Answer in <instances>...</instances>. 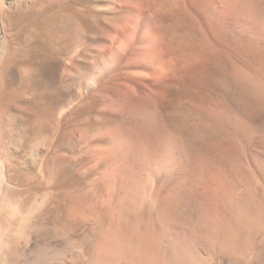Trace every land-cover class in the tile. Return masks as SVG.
<instances>
[{"label": "bare ground", "instance_id": "obj_1", "mask_svg": "<svg viewBox=\"0 0 264 264\" xmlns=\"http://www.w3.org/2000/svg\"><path fill=\"white\" fill-rule=\"evenodd\" d=\"M74 1L75 0H0V32L6 34L7 39L9 38V47L2 48L0 51V80L6 77V74L3 76V72L6 71L7 68H11V73H13L14 77L16 76V78H21L22 80V86H20L19 89L17 88L19 92L16 91V87L19 85L15 87L13 85L10 88L13 87L15 89H12L13 91L11 89L8 90V94L5 93L9 98L8 101L5 100L6 103L8 102L7 106L9 107V111L8 109L5 110L10 112V105L12 101L15 97H18L17 95H21L24 99H20L23 103H21V110L27 113V116L28 114L40 115L43 123L48 125L51 124L53 128V126L55 127L57 124L60 125L59 120L67 119L70 115L74 114L77 109H89L93 113L96 112L95 115L99 118L105 132L101 128L100 130H103V134L106 138L109 137V142H111L110 145L108 144L109 146L106 145L108 142L106 144L102 142L103 145L105 144L108 148L106 147L105 149L104 147L102 150L103 145H101V154L100 152H97L99 149L97 150V148H94L98 153L97 156L96 153H94V157L96 156L95 163H97V159L100 160L101 155L104 156L107 154L108 156H115L114 158L117 159L115 160L113 158L112 160H105L107 166L110 165L113 167L112 170L114 168L115 170L120 169V167L122 168L121 164L123 165V160L120 158L122 157L120 144L124 137L127 136L129 130L135 139V142L139 141V144L143 146V149L140 150L143 158L141 161L139 160L140 162L137 161L139 164L137 163V169V166H134V173L129 171V179V176L127 175L128 171L125 170L127 171L125 173L121 170L122 175L125 173L126 176H128L126 177L127 179L124 180V177H122L123 179H121L124 181L120 183L119 187L112 185L110 189H108L106 197H100L98 190V192H93L94 194L92 193V195H96V199L91 201L92 198L90 197L93 196L90 193V188L96 184L93 180L94 184L92 183L91 187L88 186L90 191L87 190L88 193H90V196L85 191L87 194H85L86 198H84V194H82V192L84 193V190L81 189V195H79L86 200L87 198H90L89 201L92 203H87L89 205V207L87 206L88 208L92 206L88 209L89 212L87 210V212L82 211L85 210L84 208L87 205L86 200L83 201L84 203L82 204H84V208L81 209L73 202L75 198L70 199L71 197L69 198L67 195L66 197L69 199L67 200V203L62 201L60 202L58 198L53 197L52 199H49L47 204L45 203V205L41 208L38 209L37 207L35 210H30V203L28 201L29 194L27 191L20 189L19 181L20 178H22L21 176H25L29 179L31 177L20 173L22 169L18 168L17 164H15L18 156L14 157V151H7L2 148L4 144L2 147L0 146V264H60L59 262L61 260L66 262L72 254L83 255L82 257L86 259L87 256L85 257L84 253L88 246L85 238L89 234L88 232L90 230L91 235H88V239L91 240L89 241L91 242L89 243L91 246L89 249L93 246L90 250L92 253L95 252L96 254L92 255V253H88L89 255H92V258L94 256L95 259L93 260H95V264H105V262H109L111 264H194L195 253L197 252L193 247L194 244H196L201 238H205L208 241L211 240V244L214 246L220 239L218 233H216L214 237L204 235L203 233L202 237H200L202 233H199L200 235L198 236V232L196 231L197 233L193 232L192 237L189 241H187L188 238L183 234L180 235L178 231L180 227L185 224H192L191 226L194 227L195 230L201 229L203 226H206L209 219L220 227L219 231L228 241L221 243L220 241L218 242V251L221 252L219 256L220 262L224 261L225 264H264V247L260 245L258 247L254 246V248H251L250 246L248 247L247 245L239 243V241H242L241 233L231 229L232 227H227L228 224H224V219L222 217L226 210L230 211V209L235 208L236 212V208L241 207V209L247 210V218H250L249 224L252 222L264 225V210L261 213L260 207L256 204L257 201L254 203L253 198H250L253 202L247 201L248 203L243 205L241 204L246 202V200L244 201L242 199L244 201L243 202L238 198V196L236 198L239 199L240 203H238L239 201L235 198L234 203L230 201L231 203L229 202V204H227V202L226 204L224 202H217L218 204L216 202H212V209L208 212V210H205L206 208L204 202L198 201L199 203L190 204L186 198H182L183 196L180 197L179 194L172 195L171 193L169 194L167 190L162 189L166 187H164L163 183V187H160L161 185L159 187H155L153 181V174L156 168L166 167V163L170 162L169 158H171V153L179 147L183 148L182 146L186 143V136L189 135L190 131H194L193 126H189V106H195H193V104H189L188 80L191 75L193 77H198L202 68L199 67L198 60L190 65L188 61L189 56L187 52V40L189 33L193 35L197 42L202 39V23L204 21H201V13L198 10V0H102V8L99 9L101 13L98 10L97 18L89 19L82 18L84 17L82 15L78 16L77 14L70 13L65 16L63 11L71 10ZM58 15H64L63 17H65L62 20V26L63 23L66 24L63 28L59 25L60 22L56 21V18L59 17ZM217 33L219 32L217 31ZM219 37L216 40L220 39L221 44L223 38L222 36L221 38ZM4 44L2 42V45ZM225 46L226 45H224V47ZM226 47L228 49L230 48L228 46ZM250 53L251 52H249V54ZM79 58L81 59L80 62L78 61ZM53 61L58 64L57 69L63 74L61 82L69 85L68 89H65V93L59 96L53 94L48 81L46 82L47 86L45 87L39 86L37 83L39 81L38 76L40 68H43L44 65ZM70 70H73L75 75L68 78L65 74L66 72L69 73ZM47 74H49V72ZM262 77L263 75L260 78L261 82ZM8 78L10 77L8 76ZM23 79L25 80L23 81ZM4 83L3 85L6 87L7 82L6 84ZM9 83L8 85H10ZM14 83L16 84V82ZM194 92L196 94L198 93L196 90ZM5 101L3 103H5ZM16 103L15 106L17 105ZM19 105L20 104H18V106ZM12 110L14 112V109ZM194 112L196 113V111ZM89 115L87 117H89ZM97 118L96 120L98 121ZM91 119L92 118H90V120ZM54 122L55 124L52 125ZM98 125L96 127H100ZM123 126L128 127L129 129L127 130L128 132L124 130L126 132L125 136L120 131ZM96 134L97 136L100 135L99 133ZM74 135L73 137H75ZM101 135L98 137L100 138ZM61 136L62 137L59 138L61 145L69 144L70 137L68 134ZM79 136L77 138H80ZM95 136L93 135L92 138ZM10 137H12V135ZM55 139H57V137ZM106 140L104 139V142ZM97 141L98 140H96V142ZM99 141L101 142V138ZM132 142H134V140H132ZM51 143L53 144V142ZM134 146L133 148L136 150L137 148L135 149ZM124 150H126L125 147ZM129 151L131 152L132 150ZM125 153L127 152L125 151L122 154ZM72 154L74 156V153ZM256 156H254V158ZM125 157L128 158L129 156L125 155ZM46 158H49L48 153L44 154L43 158L38 163L41 177L45 180L47 179V176L43 170H47L48 168L46 169V167L52 168V177L56 179L57 168H62L64 165L67 167L73 161V157L71 156L63 157L56 153H54V155L50 158L51 162H49ZM100 162L102 161L100 160ZM201 162H204V160ZM204 163L206 164V162ZM97 164H93L94 167H96ZM124 164L128 165L130 163L128 162ZM101 166H103V164ZM110 166L109 168L106 166L104 168L111 169ZM125 166L126 165H123V167ZM130 166L128 168H131ZM202 166L204 165L202 164ZM204 167H206V165ZM92 169V171H94V168ZM105 169H103V171ZM67 170L68 169H66V171ZM112 170H109V173L108 171L106 172L108 176H114L115 171ZM98 171L100 170L98 169ZM98 171L96 173L99 174L98 177H100L98 180L100 183H103L101 181L104 179L100 176L101 172L99 173ZM225 171L228 172L229 170L227 171L225 169ZM230 171L228 173L232 172ZM116 172L118 173L120 171L117 170ZM208 173L207 174L210 176V172ZM219 174L216 176L220 177L221 175L219 176ZM103 175L105 176V172L102 176ZM118 175L121 177L120 173ZM232 175L233 174L229 176ZM220 178L228 180L229 177L225 178L221 176ZM47 180H49V178ZM98 180L96 182H98ZM114 180H118L119 182V179ZM82 182L80 184H82ZM104 182L106 181L104 180ZM215 182H217V180ZM215 182H213L214 186ZM229 183L227 182V184L231 186L232 183ZM97 184L99 185V183ZM226 185L223 184V189H225ZM233 185L236 188L237 185ZM101 186L100 188L105 186L104 183L103 186ZM68 187L70 188V186ZM231 187H229V189ZM234 187H232L231 191L235 190H233ZM51 188L54 189L53 187ZM71 188H74V186ZM71 188L69 191L72 190ZM162 190H165L168 193H164L163 191L162 194ZM209 190L207 191L209 192ZM64 191L67 193V190ZM221 191L223 192L224 190ZM228 191L224 193H227V195L230 196L233 192H230V190ZM241 191L243 193L244 190ZM75 192H77V190ZM72 193L73 192L70 194ZM236 193L238 192L236 191ZM252 193H254V195L250 193L251 196L253 195L252 197H255V192L253 191ZM221 194L222 193H220L219 196L222 197L223 194ZM238 194H241V192ZM75 195L76 194L72 196ZM81 197L76 198L81 199ZM225 197L228 198L227 196ZM261 197L260 201L261 199L263 201V198ZM218 199L216 198L217 201ZM230 199L232 200V198ZM81 200L79 202H81ZM221 200L224 201V199ZM236 200L238 202H236ZM40 203L43 204L42 201L38 202L39 205ZM243 213H246V211H243ZM213 216H215L214 220L212 219ZM79 218L82 220H89L90 218L93 221L91 228L88 226L90 229L87 232L88 234L84 232L87 234L85 238L80 237V234H75L77 229H74L75 231H72V228L69 230V227L78 223L76 222L73 224V221H76ZM236 219H238V224L242 223L241 216ZM241 225L244 226L245 224ZM235 226H237V223ZM238 226L236 229L239 228ZM88 227L85 228V231L88 230ZM258 228L260 229V227ZM263 229L264 228L261 227L262 231H260L263 232ZM257 230L255 229L253 232L259 233ZM191 245L192 247L189 248ZM177 248H182V250ZM197 253L200 254L199 251ZM218 254H215L217 255V258ZM93 260L90 258L91 262H94ZM83 261H81V264ZM87 261L89 262V260ZM68 263L70 264V262Z\"/></svg>", "mask_w": 264, "mask_h": 264}, {"label": "rangeland", "instance_id": "obj_2", "mask_svg": "<svg viewBox=\"0 0 264 264\" xmlns=\"http://www.w3.org/2000/svg\"><path fill=\"white\" fill-rule=\"evenodd\" d=\"M261 1L264 2V0H245V1L244 0H198V10L201 13V21L202 22L204 21L202 23V25H203L202 39H201V41L197 42L194 39L193 35L191 33H189L188 40H187V45H188L187 46V52H188V56H189L188 61H189L190 65L195 63L196 60H198V65H199V67L202 68L198 77H193L191 75L189 77V80H188L189 104H193V106H195V107H192V105L189 106V108H190L189 109V117H190L189 118L190 119L189 120V126L190 127L193 126L194 131L193 132L190 131L189 135L186 136V143L184 146H182L183 148L179 147L175 151H173V153H171V158H169L170 162L166 163L167 164L166 167L164 166V167L156 168V170L154 171V174H153L154 175L153 181H154L155 187H159L160 185H161L160 187H163V184H164V187L165 186L166 187L162 188V189L167 190L169 192V194L170 193L172 195H178L179 194L180 197L183 196L182 198H186V200L190 204L204 202L205 208H206L205 210H208V212L211 211V209H212V207H211L212 202H216V203L217 202H220V203L224 202L225 204L227 202V204H229L230 201L234 203L235 199H237L238 201H239V199L240 200L243 199L244 201L246 200V202H244L242 200L244 203H242L241 205H243V204L248 203L247 201L253 202L252 200H250V198L254 199V203H255V201H257L256 204L260 207L261 213L264 210L263 209V207H264V202H263L264 201V177H263V175H264V86H263L264 85V81H263L264 80L263 79L264 68H262V67H264V51H263V49H264V3H262ZM99 2H100V0H75L73 3V6L71 7L72 9L67 10V11L64 10L63 13L65 14V16H66V14H69V13L70 14H77L78 16L82 15V16H84L82 18H85V19L97 18V15H98L97 11L102 8L101 7L102 6L101 5L102 0L100 3ZM259 4H260V6H259ZM252 5H254V6H252ZM99 12H100V10H99ZM215 15H217V16H215ZM58 16L60 17V19ZM58 16H57L58 18H56V21L57 22L59 21L60 22L59 25H61V28H63V26L66 24L63 23V26H62V20L65 17H63L64 15H58ZM243 16H244V18H243ZM221 29H223V30H221ZM217 31L219 33H217ZM55 35H56V33H55ZM221 36L223 38V41L221 39L222 43L220 44V39L219 40H216V39H218V37L221 38ZM0 37H1L0 38V40H1L0 51H1L2 48H5V47L8 48L9 47V44H8L9 38L7 39V35L4 34L3 32H0ZM224 38L225 39L227 38L226 41ZM2 42H3V44L5 43L4 44L5 46L2 45ZM224 45H226L230 48L228 49L226 46H225L226 47L225 48ZM244 52H245V54H244ZM249 52H251L252 54L251 53L249 54ZM261 59H263V60H261ZM78 61L80 62L81 59L79 58ZM57 65L58 64L55 61H53L49 64L44 65L43 68H40V70H39L40 73L38 76L39 81L37 83L39 86L45 87V86H47L46 82L48 81L53 94L59 96V95H62L65 93L64 91H65V89H68L69 85L61 82V78H62L63 74L58 71ZM239 65H241V66H239ZM244 68H246V69H244ZM7 70L3 72V76H4V74H6L5 75L6 77H4V78H2V80H0V82L2 81L0 83L1 84L0 85V114H1L0 115V127H1L0 128V136H1L0 137V139H1L0 146L2 147V145L4 144L2 148H4L7 151L8 150L12 151V152L14 151L13 152L14 157L18 156L16 158L15 164H17L18 168L22 169V171L20 173H22V175H26V176L31 177L29 179L25 176H21L22 178H20V181H19L20 182V189L27 191V193L29 194L28 195L29 196L28 201L31 204V205L29 204L30 210H35V209H37V207H38V209L41 208L42 206L45 205V203L47 204L49 199H52L53 197L58 198L60 202L62 201L65 203H67V200H69L68 197L69 198L71 197L70 199L75 198L73 200V202L75 203L76 206H78L79 208L82 209V208H84V206H83L84 204H82V203H84L83 201L86 200V199H84V198H86L85 194H87L88 191H90L88 189V186L91 187L93 181L96 184L99 183V185L97 184L99 187L96 184H95V186L94 185L92 186L93 189H92V187L91 188L89 187L91 189V191H90L91 195L93 192L96 193L99 190L98 194L100 195V197H106V193L108 192V189H110V187L112 185L119 187L120 183L122 181H124L125 179H127L126 177L129 176L128 179L130 178V172L134 173L135 167L137 166L136 169L138 168V164H139L138 162H140L141 159L143 158V156L140 152V150L143 149V146L141 144H139L140 143L139 141L135 142V139L133 138L132 134L130 133V130L128 129V127L123 126L120 129V131L122 132V134L124 136H125L126 132H128L127 130H129L127 136L124 137L123 141L120 144V147H121L120 151H121L122 157L123 156L125 157V155L129 156L128 158L120 157L123 160V165H126V166L123 167V165L121 164L122 168L120 167V169H116V170H115V168L113 169L115 171L114 176H110V175L108 176L106 172L108 171V173H109V170H112L113 167H111L109 165L111 169H108L109 166H107L105 160H112L115 156H108L107 154H105V155H107V156L104 155L106 157V159H105V157L103 155H101V158L103 156L102 159L100 158V160L102 162H100V160H98V159L96 161L97 163L100 162L101 164L95 163V159H96L95 157L97 156V154L99 152L101 154V151L103 150V148L105 147V149H106V147L111 144V142H109V140H110L109 137L106 138L105 135L103 134L105 132V130H104L103 126L101 125L99 118H97V116L95 115L96 112L93 113L89 109H82V108L77 109L75 111V113L70 115L67 119L59 120L60 125L57 124L58 126L55 125V127L53 126V128H52L51 124L48 125V124L43 123V120L40 117V115L28 114V116H27V113H25L23 110H21V108H22L21 107V103H22L21 100L23 99V97L21 95H17L18 97H15V99L12 101V103L10 105L11 108L13 107L12 109H14V112L11 108H10V112H8L9 111V107L7 106L8 102L6 103L5 100L8 101L9 98L7 97L8 95H6V94L9 93L8 90H10V89L14 90L15 89L13 87L10 88L13 85H14V87L19 85L16 87V91L19 92L17 90V88L19 89V87L22 86V83H21L22 80H21V78H16V76L15 77L13 76V73H11V71H12L11 68H7ZM47 71L49 72V74H47L48 73ZM72 71L73 70H70L69 73L66 72L65 76H67L68 78H70L71 76L73 77L75 75V72L74 71L72 72ZM9 74H11L12 76ZM262 75H263V77L261 79L262 80V82H261L260 78ZM8 76L10 78H8ZM24 80L25 79H23V81ZM6 82H7V84H6ZM14 82H16V84ZM3 83L6 84L7 86L5 85L6 87H4ZM8 83L10 85H8ZM262 83H263V85H262ZM7 87H8V89H7ZM5 88L7 89V91ZM195 90H196V92H198L197 93L198 95L194 92ZM16 98L17 99L19 98L18 101L20 103L17 101ZM221 99H222V101H221ZM4 101H5L6 105H5V103H3ZM15 103L17 104L16 106H18V104H20L19 105L20 107L19 106L16 107ZM4 106L8 107V108H5ZM5 109L6 110L8 109V111H6ZM17 111H19V112H17ZM194 111H196V113ZM87 112H89L90 115ZM87 114L89 115V117H87L88 116ZM90 116H92V117H90ZM28 117H29V119H28ZM94 117H95V119H94ZM90 118H92V119L90 120ZM96 118L98 119V121L96 120ZM70 120H72V121H70ZM92 120L95 122H93ZM56 121H58V120H56ZM48 122H49V120H48ZM53 124H55V122L52 123V125ZM98 124H100V125H98ZM97 125L100 127H96ZM19 126H20V128H19ZM28 126H30V127H28ZM8 127H9V129H8ZM100 128L103 129L104 132H103V130L101 131ZM1 129H2V131H1ZM26 129H28V130H26ZM79 130L82 132V135H81V132ZM98 130L101 132H99ZM96 131H98V132H96ZM94 132H95V134H94ZM96 133H99L100 135L102 133V135L100 137L101 142L99 141L100 138L98 137L100 135L97 136ZM67 134L70 137V142L72 140L74 142L72 141L71 143L69 142V144H62L61 145V143L59 142V138L62 137L61 135H67ZM92 134L94 136L96 135L97 137L96 136L95 137L97 139L95 137L92 138V136H93ZM11 135H12V137H10ZM73 135L76 138L73 137ZM103 135H104V137H103ZM17 136H19V137H17ZM78 136L80 138H77ZM81 136H83V137H81ZM56 137H57V139H55ZM25 139H26V141H25ZM53 139H54V141H53ZM104 139L105 140L107 139V140L104 142ZM87 140H90V141H87ZM96 140H98L99 143H98V141L96 142ZM132 140H134V142H132ZM12 141H13V143H12ZM51 142H53V144ZM86 142H87V145H86ZM102 142L105 144L108 142L106 144L107 146L105 144L103 145ZM134 143H135V146H134ZM50 144H51V146H50ZM101 145H103L102 150H100ZM130 145L132 146V148ZM133 146L135 147V149L136 148L137 149L134 150ZM62 147H64V148H62ZM124 147L126 150H124ZM10 148H11V150H10ZM49 148H50V150H49ZM94 148L95 149L97 148V150L99 149L97 151L98 153L95 151ZM138 148H140V149H138ZM214 149H215V151H214ZM221 149H223V150H221ZM129 150H132V151L130 152ZM125 151L127 153L122 154ZM221 151L222 152L225 151V152L222 153ZM132 152H135V153H132ZM47 153H48L49 158H46V159L49 162H51L50 158L54 155V153H56L60 156H63V157L71 156V157H73V161L74 160L75 161H74V163L72 161V163L70 165H68L67 167H66V165L63 166L64 168L58 167L56 179L52 177V168L46 167V169L47 168L48 169L43 170V171L46 174L47 179L49 178V180H47V179L45 180V179H42V177H41V172L39 171L40 169L38 168L39 167L38 163L43 158L44 154H47ZM72 153H74V156ZM94 153H96L95 157H94ZM65 154H67V155H65ZM82 154H84L85 156ZM138 154H139V156H138ZM254 156H256V157L254 158ZM75 157H77V158H75ZM204 157H206V158L209 157V158H207V161H206V158H204ZM97 158H99V157H97ZM83 159H85V160H83ZM202 159L204 160V162H206V164L204 162H201V161H203ZM254 159H256V160H254ZM115 160H117V159H115ZM194 160H196V161H194ZM128 162L130 164L132 163L131 166H130V164H128L131 168H128L129 166L127 164H124V163H128ZM177 162H179V163H177ZM255 162H257V163H255ZM249 163H250V165H249ZM93 164H95V165L97 164V166L94 167ZM102 164H103V166H101ZM202 164L204 166L206 165V167L202 166ZM88 165H89V167H88ZM104 165L106 167H108V168H106L108 170H106L104 168L105 167ZM201 166H202V168H201ZM100 167H101V169H100ZM195 167H197L198 169ZM92 168H94V171H92L93 170ZM200 168H201V170H200ZM37 169H38V171H37ZM66 169H68V170L66 171ZM98 169L100 171H98ZM103 169H105L106 171L105 170L103 171ZM225 169L227 171L231 170L232 172L230 171L231 173H228L229 171L226 172ZM117 170L120 172L117 173L116 172ZM121 170H123V172H125V173L128 171L127 172L128 176H126L125 173H123V175H124L123 176L121 173L122 172ZM125 170H127V171H125ZM220 170L223 173L226 172L225 173L226 176H225V174L222 175L223 173ZM97 171L99 173L101 172L100 176L102 177V179H104L106 181V182H104V180L101 179L102 180L101 182H103L105 186H103V183H100V181L98 180V179H100V177H98L99 174H96ZM112 171H110V172H112ZM86 172L88 175L86 174ZM104 172H105V176L104 175L102 176V174H104ZM208 172H210V174H211L210 176L208 175L209 174ZM119 173L121 174V177H120V175H118ZM215 173H218V174L220 173L219 176L221 175L225 178L226 177L227 178L229 177V178H228V180L227 179L223 180V178H220L221 176L218 177V176H216L218 174H215ZM227 174H228V176H227ZM231 174H233V175L229 176ZM35 175H36V177H35ZM117 175H118V177H117ZM104 177L107 179L108 178H110V179L107 180ZM122 177H124V180H122L123 179ZM131 177H133V176H131ZM201 177H203V178H201ZM38 178H40V179H38ZM80 178H82V179H80ZM215 178H217V179H215ZM114 179H119V182H118V180H114ZM68 180H70L71 182ZM97 180H98V182H96ZM216 180H217V182H215ZM25 181H26V183H25ZM51 181H52V183H51ZM81 182H82V184H80ZM191 182H193V183H191ZM213 182H215V186H214ZM227 182L228 183L230 182L229 184L232 183L231 186L233 184L237 185L238 187L236 186V188L234 187V185L232 186V187H234L233 190L235 189L238 193L241 192V194L236 193L235 190H234L235 192L231 191L232 187L229 186L227 184ZM70 183H72V184H70ZM116 183L117 184L119 183V184L117 185ZM221 183H222V186H221ZM39 184H40V186H39ZM101 184L103 187L101 186ZM223 184H225V185L227 184L225 186V189L227 190V188H228V190H230V192H233L234 195H236V196H234L233 193H231V194L229 193L230 196L227 195V193L225 194L224 192H227L228 190L226 191L225 189H223L224 188ZM67 185L70 186V188L74 186V188H71L72 190H70L71 192H73L72 194H70L71 193L69 191L70 188ZM55 186H57V187H55ZM100 186L102 188H100ZM199 186H200V188H199ZM227 186H229L231 188L229 189V187H227ZM239 186H240V188H239ZM51 187H53L54 189H52ZM63 187H65L66 189ZM38 188H40V189H38ZM181 188H183V189H181ZM81 189L84 190V193L82 192V194H84V196L82 195L84 198H82L80 196L81 195L80 193L82 191ZM96 189H97V191H96ZM45 190H46V192H45ZM64 190H67L66 191L67 193H65ZM76 190H77V192H75ZM165 190H162V194H163V191H164V193L165 192L168 193ZM207 190H209V192ZM221 190H224V191L222 192ZM241 190H244L243 193ZM251 191L255 192V197H252L254 195V193H252ZM61 192H62V194H61ZM90 193H88L89 196H90ZM104 193H105V195H104ZM220 193L223 194V195L221 194L222 197L219 196ZM245 193L246 194L248 193V194L246 195ZM250 193L253 195L251 196ZM47 194L50 195L51 197L48 196ZM74 194H76V195L72 196ZM98 194H97V197H98ZM66 195L68 197H66ZM69 195H71V196H69ZM88 195H86V196L89 197ZM239 195H240V197H239ZM242 195H243V197H242ZM260 195L263 197H261ZM92 196L95 198L90 197V198H92L91 201L96 199V195H92ZM217 196H219V197H217ZM225 196H227L228 198H226ZM237 196L239 199L236 198ZM76 197L77 198L81 197V199H84V200L77 199ZM260 197L263 198V201H262V199L260 201ZM30 198H32V199H30ZM90 198L89 199L87 198L86 204L91 203V201H89ZM216 198L217 199L218 198L224 199V201H222L221 199H218V201H217ZM230 198H232V200ZM42 199L44 200V202ZM204 199H206V200H204ZM255 199H257V200H255ZM80 200H81V202H79ZM237 200H236V202H238ZM37 201L38 202L42 201L43 204L40 203V205H39ZM206 202H208V203H206ZM79 203H80V205H79ZM238 203H240V201ZM88 204L85 206V208H84L85 210H82V211L87 212L88 209H90L92 207L91 206L92 203L90 204V206H91L90 208H88L89 207ZM207 207H209V208H207ZM240 209H241V207H237L236 212H235V208L230 209V211L226 210L224 215L222 216L224 219L223 220L224 224L225 225L228 224L227 227H229V228L232 227L231 229L241 233L242 241H239V243L247 245L248 247L250 246L251 248L252 247L254 248V246L258 247L260 245L264 247V237H262V236H264L263 235L264 231L261 232L262 231L261 227L264 228V225L263 224L260 225V223L256 224V223H252V222H250L251 224H249L250 218L249 219L247 218V216H248L247 210L246 209L240 210ZM243 211L244 212L246 211V213H243ZM239 216H241V220H242V223H240V224H238V219H236ZM263 217H264V213H263ZM214 218H215V216L212 217L213 220H214ZM80 219L81 218L77 219L76 221L74 220L73 224H75L76 222H78V223L75 225L71 224L72 226L69 227V230L71 228H72L71 229L72 231H75L74 229H77L76 230L77 232H75V234L76 233L80 234V237H83V238H85V236L88 233H89L88 235L90 236L91 230L89 229L88 226H90V228H91V226L93 224L92 219L89 218V220H82L83 219V217H82V219H81L82 223L80 222ZM84 219H85V217H84ZM245 220H246V223H245ZM209 221H210V219H209ZM209 221L207 222L206 226H203L201 229H197V230H195L194 227L191 226L192 224L191 225L185 224L184 226L180 227L178 233H180V235H182V234L185 235L188 238L187 241L190 240L193 232H196V231L198 232V233L196 232L198 234V236L200 235L199 233H202L200 237H202L203 233H204V235H208L210 237H212V236L214 237L215 234L218 233V236L220 238L218 240V242L219 241H220V243L221 242H228L227 239L224 238L223 234L219 231L220 227L217 226L215 224V222L213 223V221H210V222ZM90 223H91V225H90ZM236 223H237V226L239 225L238 226L239 228H237L238 230L236 229L237 226H235ZM241 224H245L244 225L245 227ZM86 227H88L87 231H85ZM256 227L257 228L260 227V229L258 228V230H257ZM247 229H249V230H247ZM255 229L257 231H259V233L253 232ZM247 231H250L252 233L247 232ZM84 232H86V233L88 232V233L86 234ZM255 234H257V235H255ZM88 235L85 238V240H87V246H88L85 250V253H84L85 257L87 256L86 259L84 257H82L83 255H78V254L73 255L72 254L71 257H69L66 262L64 261L65 263L62 260L59 263L60 264L61 263L62 264H69L68 262H70V264H81V261H83V259H84L82 264H84V263L95 264V260H93L95 258H94V256L92 258V255L93 254L95 255L96 253L95 252L92 253V251L90 250L93 246L89 249V247L91 246V245H89V243H91L89 241H91V240L88 239L89 238ZM245 235L246 236L248 235V236L246 237ZM218 242L216 243V245L213 246L211 244V240L208 241L205 238H201L200 240H198V242L196 243L197 245L194 244L193 247L196 249L195 251H197V252L199 251L200 254L197 252L195 253L196 255H195V259H194V264H225L224 261L220 262L219 256H220L221 252L218 251L219 250V243ZM190 247H192V245L189 246V248ZM177 249L182 250V248H177ZM88 252L92 253V255L91 254L89 255ZM216 253L217 254L219 253L218 258H217V255H215ZM89 256L94 262L90 261ZM209 257H211V258H209ZM87 260H89L90 263ZM100 264H104V263H100ZM105 264H111V263L105 262ZM112 264H115V263H112Z\"/></svg>", "mask_w": 264, "mask_h": 264}]
</instances>
